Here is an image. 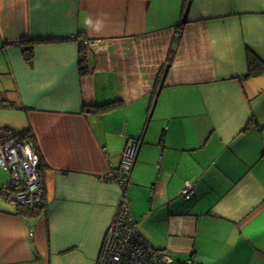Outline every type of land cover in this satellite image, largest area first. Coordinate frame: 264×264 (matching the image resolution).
Masks as SVG:
<instances>
[{"label":"crops","instance_id":"0c3cea01","mask_svg":"<svg viewBox=\"0 0 264 264\" xmlns=\"http://www.w3.org/2000/svg\"><path fill=\"white\" fill-rule=\"evenodd\" d=\"M251 56L264 0H0V139L35 143L47 198L0 197V264H97L123 192L162 264H264ZM130 139L125 189L109 174Z\"/></svg>","mask_w":264,"mask_h":264},{"label":"built area","instance_id":"2783aa9c","mask_svg":"<svg viewBox=\"0 0 264 264\" xmlns=\"http://www.w3.org/2000/svg\"><path fill=\"white\" fill-rule=\"evenodd\" d=\"M140 140L130 139L125 145L121 165L109 176L125 189L137 160ZM41 160L32 140L9 135L0 139V169L10 174V181L0 187V194L11 204L31 212H41L46 207V187L40 167ZM194 184L188 182L182 196L190 200L195 194ZM167 257L155 250L146 240L134 220L130 200L123 196L116 215L106 233L97 264H162Z\"/></svg>","mask_w":264,"mask_h":264},{"label":"trees","instance_id":"16d2710c","mask_svg":"<svg viewBox=\"0 0 264 264\" xmlns=\"http://www.w3.org/2000/svg\"><path fill=\"white\" fill-rule=\"evenodd\" d=\"M264 75V63H262L259 58L252 57L249 60V69L247 77H256ZM17 136V135H16ZM19 137V136H18ZM24 138V137H22ZM29 213V211H28ZM36 213V212H35Z\"/></svg>","mask_w":264,"mask_h":264},{"label":"rangeland","instance_id":"374dc122","mask_svg":"<svg viewBox=\"0 0 264 264\" xmlns=\"http://www.w3.org/2000/svg\"><path fill=\"white\" fill-rule=\"evenodd\" d=\"M10 181V174L9 172L5 171L4 169H0V187H3ZM0 197L3 198V196L0 194ZM13 205V204H11Z\"/></svg>","mask_w":264,"mask_h":264}]
</instances>
